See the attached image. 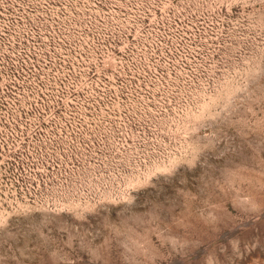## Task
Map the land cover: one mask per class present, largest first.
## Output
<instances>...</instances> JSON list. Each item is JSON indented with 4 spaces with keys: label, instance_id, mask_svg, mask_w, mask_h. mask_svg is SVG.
Returning <instances> with one entry per match:
<instances>
[{
    "label": "rangeland",
    "instance_id": "obj_1",
    "mask_svg": "<svg viewBox=\"0 0 264 264\" xmlns=\"http://www.w3.org/2000/svg\"><path fill=\"white\" fill-rule=\"evenodd\" d=\"M264 0H0V264H262Z\"/></svg>",
    "mask_w": 264,
    "mask_h": 264
},
{
    "label": "snow or ice",
    "instance_id": "obj_2",
    "mask_svg": "<svg viewBox=\"0 0 264 264\" xmlns=\"http://www.w3.org/2000/svg\"><path fill=\"white\" fill-rule=\"evenodd\" d=\"M259 195H260L261 197H264V189H261V190H260ZM261 202H264V199H262ZM262 264H264V261H262Z\"/></svg>",
    "mask_w": 264,
    "mask_h": 264
}]
</instances>
